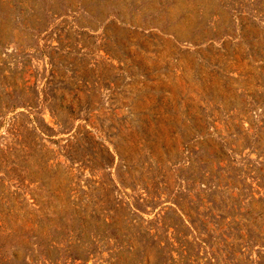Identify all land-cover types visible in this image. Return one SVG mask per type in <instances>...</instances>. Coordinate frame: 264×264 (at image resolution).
Instances as JSON below:
<instances>
[{
	"label": "rangeland",
	"instance_id": "obj_1",
	"mask_svg": "<svg viewBox=\"0 0 264 264\" xmlns=\"http://www.w3.org/2000/svg\"><path fill=\"white\" fill-rule=\"evenodd\" d=\"M0 264H264V0H0Z\"/></svg>",
	"mask_w": 264,
	"mask_h": 264
}]
</instances>
